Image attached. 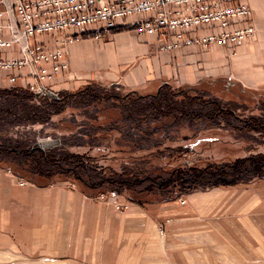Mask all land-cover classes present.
<instances>
[{
    "label": "rangeland",
    "instance_id": "374dc122",
    "mask_svg": "<svg viewBox=\"0 0 264 264\" xmlns=\"http://www.w3.org/2000/svg\"><path fill=\"white\" fill-rule=\"evenodd\" d=\"M2 54V58H17L19 56L16 52L13 55V53L8 52L7 49ZM220 78L223 79L224 77ZM224 79L232 81L237 89L246 91L247 93H258L261 95L262 98H259V103L264 109V105L261 104L264 101V83L259 86V89H256L245 87L231 78ZM26 83L27 82H23L22 79H18L13 85H9L5 81V78L2 77L0 81V91H7L20 86L22 89L32 93L28 90ZM47 85L49 87V93L56 94L57 97L56 99L50 96L44 97L58 100L60 93H78L89 85L101 84L89 82L77 88H70L67 86L65 88H59L63 83L55 80ZM8 99L10 98L0 97V104ZM238 114H244L243 117L245 118L251 116L250 113H245L243 111L238 112ZM63 115L54 116L44 123H4L3 126L0 127V137L3 138V140L7 139L12 144L30 145L31 147H37L41 151H48L59 146L63 142L62 139L65 137L69 139L67 142H71L73 145L70 149L71 152L78 154L87 153L97 159L94 166L98 171L102 173H108L110 170L118 173L121 172L122 162L116 159L118 154L105 148L101 150H87L82 147H74L76 143L71 141V133L69 131L55 130V123L63 117ZM253 115L258 117L261 121H264V113L255 112ZM65 117L67 120L71 119L69 111L65 114ZM235 124L236 122L232 121V125ZM65 127L71 128V126L67 124ZM183 133H188V131L185 130ZM189 133L188 139L179 138L177 141L165 143L161 147V149L165 147H185L188 148V152L182 154L175 161L153 158V160L148 162V167H145L147 172H150L148 173L150 176L156 177L161 175L165 177L166 173H161L162 171L165 169H172V167H176L179 164L186 168L199 167L203 169L210 163L213 165H224L249 156L264 155V131H244L239 133L231 130L223 131L221 129H213L201 131L194 136ZM161 134L162 133L159 135ZM159 135L157 137H159ZM1 159L6 161V163L0 162V185L8 183V187L12 185L14 188L5 193L3 186H0V264H102V257L97 258L96 256V230L102 228V220L104 221V227L107 222L111 224L109 228V230H111L112 228H119V220L122 221V219L128 217L144 218L146 220L156 219L158 222V231L154 230L152 233H145L146 241L143 242L146 246L145 251L139 248L141 245L139 240L134 244V252L137 256L136 264H192L193 261L197 263L199 261V264H264V179H253L246 184H238L235 186H213L208 189H196L172 199L171 201L156 200L153 195L156 191L151 190V192L136 193V201L131 202L127 199V194L109 195L104 192L88 193L90 192L89 190H86L76 181L67 179L66 177L54 176L46 180L36 175H28L25 172L26 169L15 172L18 171L15 168L17 166L16 164L8 163L11 160L10 158L0 156V160ZM60 184H65L66 186L62 190L63 192L66 188L73 190L75 194H79L82 198H88L91 202L83 204L84 207L81 208L83 212L82 215H80L82 221H79L77 225H75V222L71 223L72 214L69 215V220L65 228L68 230L66 236L70 235V247L65 246L60 250L59 255L48 257L45 256L46 254H42L39 249L38 251L34 250L31 243L32 229L34 226L35 229L40 226L37 225L39 223L38 213L33 214V210L29 209L31 208L30 206L24 207L23 210L12 208L15 207L14 204L17 199H22V195V200L24 201L31 198L26 191L31 189L29 187L47 188ZM15 186H21L22 188L26 187L28 189L18 190ZM147 186V183L142 184L140 187L136 188V191L143 190ZM67 189L65 193H68ZM10 192H13V197H10ZM160 192H166V190ZM31 196L34 197L35 195L32 193ZM193 196L197 198V201H201L199 204L200 206H196V208L200 210V214L196 216V218H199L198 223L200 227H197L199 225L196 227L187 225L181 230L179 228L182 226L173 224V228L169 230L166 225L174 222L173 219L176 218L175 214H177V211L174 210L166 214L165 212L159 213V205L167 202L175 203L178 205V215H186L184 212L180 214V211L183 209V205L187 206L188 199ZM256 197H259V204H257V206L252 201L256 199ZM50 198L52 201L56 199L62 202L61 213L67 210V208L63 209V205L67 204V199L64 201L62 196L58 195H54ZM182 202H184V204H181ZM73 211L72 209L71 213ZM135 212H138L140 215H136ZM156 221L152 220L154 224ZM242 223L244 224L243 226L248 228V242L245 243V249L243 248L246 258L240 260L239 258L234 259L226 257L225 250H237L239 246L231 235L229 236L227 233H223L220 238V232L223 229L227 232V229L232 224L238 226L242 225ZM166 229H168V231ZM198 232L200 235L205 234V238L199 237L198 241L192 240V234H197ZM257 232L259 240L256 239ZM152 234L153 241H151V249L148 247L149 240L147 241V239H149ZM182 234L189 236V239H187L188 241L180 239ZM206 235L212 238L215 235L213 238L214 240H208V236ZM107 236L111 238L112 232L108 231L105 235L108 241L110 238ZM117 241L118 236L117 233H115L111 238V242L108 243L109 247L113 244H117ZM192 249H194L195 252H192ZM181 251L194 253V258L197 259L188 258L183 262V258L179 257V252ZM107 253L108 251L105 248L103 260L107 258L108 261H111L112 253ZM195 253L199 256L195 257ZM208 254H210L209 257ZM213 254H216V256L214 255V257H212ZM120 256L121 253L119 252L117 256L115 255L116 258H114V260L117 259L118 263L122 259ZM236 261H241L242 263Z\"/></svg>",
    "mask_w": 264,
    "mask_h": 264
},
{
    "label": "trees",
    "instance_id": "16d2710c",
    "mask_svg": "<svg viewBox=\"0 0 264 264\" xmlns=\"http://www.w3.org/2000/svg\"><path fill=\"white\" fill-rule=\"evenodd\" d=\"M233 84L228 79L217 78L178 89L163 85L152 95L127 91L117 84L89 85L78 93H60L58 100L37 97L20 86L3 90L0 97L10 99L0 104V127L4 123H44L64 114L55 123V130L69 131L71 141L76 143L74 147L105 148L118 154L116 159L122 162V170L98 171L94 166L97 159L87 153L71 152L73 145L65 137L59 146L48 151L15 145L0 137V156L10 158L9 164H16L15 172L26 169L28 175L46 180L66 177L89 190L88 193L127 194L131 202L136 201V193L151 190L156 191L153 194L156 200L171 201L196 189L264 179L261 154L224 165L210 163L203 169L179 164L169 170L162 169L165 177H152L145 169L153 158L175 161L188 152L185 147H161L179 138L188 139L189 132L194 136L213 129L239 133L264 131V121L253 115L264 113L259 103L262 96L237 89ZM68 111L69 120L65 117ZM242 111L251 116L238 114ZM232 121L236 124L232 125ZM66 124L71 128L65 127ZM185 130L188 133H183ZM0 162L6 163L2 159ZM146 183L145 189L136 191Z\"/></svg>",
    "mask_w": 264,
    "mask_h": 264
},
{
    "label": "crops",
    "instance_id": "0c3cea01",
    "mask_svg": "<svg viewBox=\"0 0 264 264\" xmlns=\"http://www.w3.org/2000/svg\"><path fill=\"white\" fill-rule=\"evenodd\" d=\"M236 2L244 3L250 8L256 29L254 38L237 48L236 54L219 47L208 51L188 47L175 52H160L158 45L150 38L140 40L134 31L117 30L101 38L87 36L81 42L70 46L68 51L70 69L68 72L61 73L62 77L60 75L56 78L57 81L63 83L59 88L66 86L77 88L89 82H97L101 85L117 84L127 91L152 95L163 85L181 88L194 86L203 80L224 77L236 80L245 87L259 89V86L264 83V0H237ZM0 186H3L5 193L14 188L12 185L8 187V183ZM65 187V184L47 188L29 187L31 189L15 186L18 190L28 189L26 191L31 198L24 201L22 195V199H17L15 207L12 209L23 210L24 207L30 206L29 209L33 210V214L38 213L39 223L37 225L40 226L36 229L34 226L32 229L31 243L34 250L38 251L39 249L42 254H46L45 256L48 257L59 255L60 250L65 246L70 247V235L66 236L68 230L65 228L69 215L72 214L71 223L75 222L77 225L79 221H82L80 215L83 212L81 209L84 207L83 204L91 202L88 198H82L79 194H75L73 190L66 188L68 193H65L66 189L63 192ZM32 193L35 195L34 197L31 196ZM54 195L62 196L64 201L67 199V204L63 205V209L67 208L64 213H61L62 202L56 199L51 200L50 197ZM10 197H13V192H10ZM252 201L257 206L259 197ZM200 203L201 201H197L194 196L190 197L187 206H181L183 209L180 214L183 212L186 214L181 216L178 215V205L171 202L162 203L159 205V213L165 212L166 214L174 210L177 211L176 218L173 219L174 222L166 225L169 230L173 228V224L182 226L179 228L181 230L187 225L196 227L199 225V218L196 216L200 214V210L196 206ZM72 209L74 211L71 213ZM135 213L140 215L138 212ZM152 220L156 221V219L128 217L122 221L119 220V228L111 230H109L111 224L107 222L104 227L102 220V228L96 230L97 258L102 257V264H136L137 256L134 252V244L139 240L141 242L139 248L145 251L146 246L143 243L146 241L145 233L158 231V222L156 221L154 224ZM243 225L242 223L238 227L236 224H232L227 232L223 229L224 232L221 231L220 235L218 234L220 238L223 233L231 235L239 246L237 250H225L226 257L239 258L240 260L246 258L243 248L245 249V243L248 242V228ZM168 229L166 230L168 231ZM108 231L112 232L111 238L115 233L118 236L117 244H113L111 247L108 244L111 242V238L107 236L110 238L108 241L105 238ZM192 235L191 239L194 241H198L199 237L205 238V234L200 235L199 232ZM151 236L147 239L149 248H151L153 234ZM213 238L208 236V240H214ZM180 239L188 241L189 236L182 234ZM256 239L259 240L258 232ZM105 248L108 253H112L111 261H108L107 258L103 260ZM229 249L231 250L230 247ZM119 252L122 259L118 263L114 258ZM192 252L195 250L192 249ZM192 252L190 254L189 251H181L179 257L183 258V262L188 258L197 259L194 258ZM214 255L216 256L213 254L212 257ZM197 256L199 255L195 253V257ZM236 262L242 263L241 261ZM192 264H199V261L198 263L193 261Z\"/></svg>",
    "mask_w": 264,
    "mask_h": 264
},
{
    "label": "built area",
    "instance_id": "2783aa9c",
    "mask_svg": "<svg viewBox=\"0 0 264 264\" xmlns=\"http://www.w3.org/2000/svg\"><path fill=\"white\" fill-rule=\"evenodd\" d=\"M236 1L0 0V81L22 79L37 97L56 99L47 84L69 71V47L117 30L152 39L160 52L219 47L236 54L256 33L250 8ZM6 49L19 56L2 58Z\"/></svg>",
    "mask_w": 264,
    "mask_h": 264
},
{
    "label": "bare ground",
    "instance_id": "6f19581e",
    "mask_svg": "<svg viewBox=\"0 0 264 264\" xmlns=\"http://www.w3.org/2000/svg\"><path fill=\"white\" fill-rule=\"evenodd\" d=\"M201 34H203V32L201 33ZM152 40V39H151ZM153 41V40H152Z\"/></svg>",
    "mask_w": 264,
    "mask_h": 264
}]
</instances>
